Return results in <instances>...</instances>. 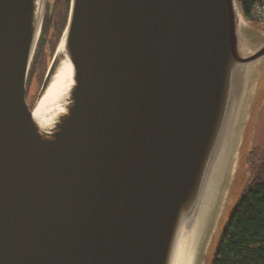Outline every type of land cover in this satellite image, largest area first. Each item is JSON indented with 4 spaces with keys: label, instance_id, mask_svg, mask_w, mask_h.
Segmentation results:
<instances>
[{
    "label": "water",
    "instance_id": "95a60500",
    "mask_svg": "<svg viewBox=\"0 0 264 264\" xmlns=\"http://www.w3.org/2000/svg\"><path fill=\"white\" fill-rule=\"evenodd\" d=\"M0 0V264H208L264 95L237 0ZM62 78V79H61Z\"/></svg>",
    "mask_w": 264,
    "mask_h": 264
},
{
    "label": "trees",
    "instance_id": "16d2710c",
    "mask_svg": "<svg viewBox=\"0 0 264 264\" xmlns=\"http://www.w3.org/2000/svg\"><path fill=\"white\" fill-rule=\"evenodd\" d=\"M237 2L244 16L255 4L264 5V0ZM253 157L247 161L251 174L220 229L208 264H264V150L256 164Z\"/></svg>",
    "mask_w": 264,
    "mask_h": 264
},
{
    "label": "rangeland",
    "instance_id": "374dc122",
    "mask_svg": "<svg viewBox=\"0 0 264 264\" xmlns=\"http://www.w3.org/2000/svg\"><path fill=\"white\" fill-rule=\"evenodd\" d=\"M247 26L250 28L256 29L258 31L264 32V19L262 21H252L250 23H247ZM36 66H37L35 67L36 72L34 71L35 76L29 77L28 86H26L27 99L33 105L35 103L36 97L41 87L39 86V83H37L39 82L38 78L43 75L44 70H45V68L42 65V62L38 63ZM245 134L246 135L244 138V143L241 147L240 159L238 162V169H237L236 179L234 183V186H235L234 192L232 193L231 202L228 206V214L232 210L233 205L238 200L251 174V166L248 162L246 163V157L248 156V152L249 153L252 152L254 156L253 160H255V158H258L262 155L263 150H264L263 149L264 147V95L259 100L255 108L252 120L250 121ZM248 159H249L248 161H251V158H248ZM256 163L257 162L255 160L254 164Z\"/></svg>",
    "mask_w": 264,
    "mask_h": 264
},
{
    "label": "flooded vegetation",
    "instance_id": "af4514ba",
    "mask_svg": "<svg viewBox=\"0 0 264 264\" xmlns=\"http://www.w3.org/2000/svg\"><path fill=\"white\" fill-rule=\"evenodd\" d=\"M69 0H48L46 12L44 16V21L42 29L38 38L35 54L33 57V62L31 69L28 75V79L31 76H35L34 71L36 72V65L42 62L43 67L45 68L44 73L41 77L38 78L37 83L41 86L47 66L51 60V57L54 53L55 47L58 43L59 37L65 27L67 14H68ZM39 61V62H38ZM27 79V86H28ZM29 95V93H28ZM26 102L30 110H32L33 104L29 102L26 94ZM252 157V152H248L246 157V162L248 158Z\"/></svg>",
    "mask_w": 264,
    "mask_h": 264
},
{
    "label": "built area",
    "instance_id": "2783aa9c",
    "mask_svg": "<svg viewBox=\"0 0 264 264\" xmlns=\"http://www.w3.org/2000/svg\"><path fill=\"white\" fill-rule=\"evenodd\" d=\"M264 19V5L255 4L251 9L248 16L245 18L246 23H250L252 21H262Z\"/></svg>",
    "mask_w": 264,
    "mask_h": 264
},
{
    "label": "bare ground",
    "instance_id": "6f19581e",
    "mask_svg": "<svg viewBox=\"0 0 264 264\" xmlns=\"http://www.w3.org/2000/svg\"><path fill=\"white\" fill-rule=\"evenodd\" d=\"M62 79V78H61Z\"/></svg>",
    "mask_w": 264,
    "mask_h": 264
}]
</instances>
